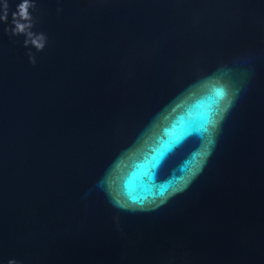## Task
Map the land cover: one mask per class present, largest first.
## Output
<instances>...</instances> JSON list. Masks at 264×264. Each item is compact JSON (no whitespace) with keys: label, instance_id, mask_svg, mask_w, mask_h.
I'll return each instance as SVG.
<instances>
[{"label":"water","instance_id":"1","mask_svg":"<svg viewBox=\"0 0 264 264\" xmlns=\"http://www.w3.org/2000/svg\"><path fill=\"white\" fill-rule=\"evenodd\" d=\"M22 2L0 264H264V0H33L43 51Z\"/></svg>","mask_w":264,"mask_h":264},{"label":"clouds","instance_id":"2","mask_svg":"<svg viewBox=\"0 0 264 264\" xmlns=\"http://www.w3.org/2000/svg\"><path fill=\"white\" fill-rule=\"evenodd\" d=\"M35 7L33 0H23L22 3L17 5L16 11L12 15L13 27L7 29V31L15 36H25V47H33L37 51H43L47 46V37L42 33H35L32 31L33 17L31 15V9ZM9 17V3L8 0H4L2 8H0V22L8 23ZM26 22V23H25ZM30 63L36 65V57L29 52ZM9 264H16V261H10Z\"/></svg>","mask_w":264,"mask_h":264}]
</instances>
